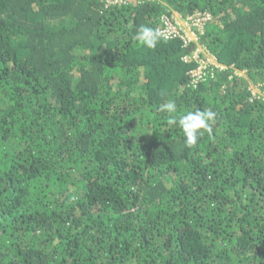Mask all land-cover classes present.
Segmentation results:
<instances>
[{"label":"trees","instance_id":"1","mask_svg":"<svg viewBox=\"0 0 264 264\" xmlns=\"http://www.w3.org/2000/svg\"><path fill=\"white\" fill-rule=\"evenodd\" d=\"M171 10L227 68L137 42ZM0 264H264V0H0Z\"/></svg>","mask_w":264,"mask_h":264},{"label":"built area","instance_id":"2","mask_svg":"<svg viewBox=\"0 0 264 264\" xmlns=\"http://www.w3.org/2000/svg\"><path fill=\"white\" fill-rule=\"evenodd\" d=\"M108 5L128 3L132 0H106ZM211 18L208 12H194L184 16L178 11L171 10L161 17V24L157 30L165 39H180L185 46H190V52L185 53L182 59L186 62L194 61L196 67L190 71L192 84L212 78L216 70H223L228 66L221 62L218 56L200 41V33L204 32L206 22ZM234 72L242 76L245 71L235 68ZM254 94L257 92L253 90Z\"/></svg>","mask_w":264,"mask_h":264},{"label":"clouds","instance_id":"3","mask_svg":"<svg viewBox=\"0 0 264 264\" xmlns=\"http://www.w3.org/2000/svg\"><path fill=\"white\" fill-rule=\"evenodd\" d=\"M138 43L147 48L154 49L160 42L161 33L157 29L141 25L134 37ZM160 111H166L170 116L177 113V105L174 100H169L160 106ZM216 113L207 111L189 112L178 118L172 116L169 120L170 124L178 123L182 128L185 138V145L189 148L195 147L198 140L203 137L205 132L211 134V123L214 122Z\"/></svg>","mask_w":264,"mask_h":264},{"label":"rangeland","instance_id":"4","mask_svg":"<svg viewBox=\"0 0 264 264\" xmlns=\"http://www.w3.org/2000/svg\"><path fill=\"white\" fill-rule=\"evenodd\" d=\"M254 89H255L256 91H258V92H259V91L261 92V90H260V89H258V88H256V87H255Z\"/></svg>","mask_w":264,"mask_h":264}]
</instances>
